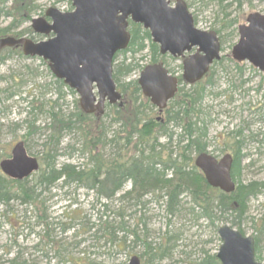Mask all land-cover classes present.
I'll return each instance as SVG.
<instances>
[{"label": "rangeland", "instance_id": "obj_1", "mask_svg": "<svg viewBox=\"0 0 264 264\" xmlns=\"http://www.w3.org/2000/svg\"><path fill=\"white\" fill-rule=\"evenodd\" d=\"M168 1L173 5L176 0ZM182 1L193 17L194 27L200 31L216 32L226 27L228 21H235L231 28L221 30L218 35L221 41L220 60L200 82L205 85L206 81H210L205 85L199 119L206 128V152L214 157L220 159L225 154H232L229 146L235 143L236 138L243 142L239 180L243 184H262L259 194L250 198L241 225V232L253 237L255 224L264 218V73L248 63L234 62L230 52L238 41L237 27L244 24L251 13L264 14V1L250 0V3L245 2L241 6L231 4L225 10L219 9L216 0ZM33 6L29 20L7 36H14L17 31L21 33L19 37L23 35L33 42L41 40L31 34L30 20L43 16L47 9L60 12L72 10L70 0H34ZM10 21V18L0 16V31L7 28ZM12 52L9 55L2 53L3 61L0 62V161L9 158L12 148L19 142L24 143L29 157L40 161L42 143L50 131L49 113H58L65 119L69 118L71 123H77L80 112L78 95L55 84L56 79L46 62L23 57L20 49ZM122 58L119 56L115 60L113 68ZM124 58L126 63L131 61L138 67L126 77L119 76L117 86L136 81L141 69L152 64L147 50L135 54L133 59L129 54ZM161 60L171 74L180 79L182 62L168 56ZM190 87L182 81L179 85L182 93L188 92ZM58 92L63 96L62 100H57ZM31 101L33 108L28 116L26 102ZM104 111L100 123L106 129V140L116 134L125 137V134H120L119 125L111 123L112 112L108 113V106ZM146 114L154 120L159 116L153 108ZM160 118L164 119V112ZM170 130L174 133L172 148H175L181 130ZM237 132L239 136L235 137ZM82 143V136L75 129L63 132L57 150V164L87 165L86 157L89 155L79 151ZM159 143L164 144L165 141L160 139ZM117 147H99V152L108 158L113 153L115 157L125 156L123 159L133 154V151L127 153L122 150L120 145ZM196 156L193 153L192 160ZM129 190L130 184H125L111 200H105L99 199L94 191L78 189L74 185L63 187L58 183L43 194L46 215L53 223H59L53 224L49 232L51 244L47 243L46 234L36 226L39 214L33 208L16 201L10 203L7 209L0 206V264H9L13 259L25 264H71L72 260H81L84 264H128L133 256L139 259L140 264H199L206 258H215L220 247L217 228L222 224L231 226L232 217L229 214L220 218L213 213L212 220L202 218L201 211L191 204L187 194H183L177 207L170 211L164 204L165 199L159 198L164 191L147 194L133 205L134 201L120 199ZM103 205H106V213ZM36 210L42 212L41 206ZM121 210L125 215V228L131 231V234L124 231L116 234L118 240H125L124 244L97 242L91 235L93 230L86 232L91 225H97L99 217L104 214L107 221L116 227ZM61 225L66 228L65 231H61ZM146 244L150 245L152 253L164 250L165 254L149 261L145 255ZM255 259L264 263V237L260 239Z\"/></svg>", "mask_w": 264, "mask_h": 264}, {"label": "trees", "instance_id": "obj_2", "mask_svg": "<svg viewBox=\"0 0 264 264\" xmlns=\"http://www.w3.org/2000/svg\"><path fill=\"white\" fill-rule=\"evenodd\" d=\"M216 1L220 10H225L231 4L241 6L242 3H250V0ZM228 1L230 3H227ZM33 3L34 0H0V16L11 20L9 26L0 31V37L15 32L18 25L29 20V15L34 8ZM234 22V20L228 21L226 27H222L221 30L231 28ZM221 30H217L216 33L220 35ZM129 33L131 38L127 49L117 53L113 59L114 63L119 56H123L118 65L113 68L115 83L119 76L126 77L134 68L138 67V65H133L131 61L126 63L124 58L126 54H129L130 59H133L135 54L147 50L151 56V63H155L160 58L157 46L151 43L147 31H143L139 25L129 23ZM19 35L21 33H17V36ZM10 53L14 52L7 51V55ZM1 61H3L2 56H0ZM206 82L205 85L210 83L209 80ZM55 84L59 88H66L61 81L56 80ZM205 85L198 83L190 87L188 92L183 93L179 89L175 98L164 111L162 122H156L146 114V111L151 112L152 107L141 96L136 81L117 86L122 95L123 105L121 107L108 106V110H110L108 113L112 112L111 123L118 124L120 134H125V137L116 134L110 140H106V129L104 124L100 123L103 115H85L80 111L78 122L71 123L69 118L65 119L58 113L50 112L51 123L49 126L52 131L50 140L54 141L53 146L58 144L63 132L75 129L84 141L81 145L83 151L89 155L87 165L76 167L66 164L57 167L54 160L55 151L46 149L43 158L40 160L42 168L33 176L32 185L29 186L27 182L19 183L18 189L14 193H11V190L1 191L0 185V200L6 202L15 200L20 205L30 206L35 212L37 211L36 213L39 215L36 216V226L39 227L42 233L46 234L48 244L52 243L49 240L52 225H58L59 223H53L46 215L47 207H45V203L41 204L42 212H40L36 210L39 205L34 201L37 197V191L52 188L57 182L64 185L68 183L75 184L77 188L94 191L98 197L111 200L115 194L122 190L125 183L130 181V190L120 197L121 200L134 201L133 205H135L147 194L164 191V194L162 193L159 198L161 200L165 199L164 204L170 211L177 207L181 195L187 194L191 204L201 211L200 216L202 218L212 220L213 213L216 216L219 215L220 218L229 214L232 217L231 227L241 232L247 204L250 198L259 194L262 184L257 182L243 184L239 180L241 159L243 158L241 154L243 142L237 138L236 141L234 140L235 143L229 146L233 159L231 177L236 183L233 193L226 195L208 187L202 175L193 166L191 155L206 152L204 141L207 136L206 128L205 124L199 119L201 114L199 107L204 99ZM179 92L182 94H179ZM70 93L72 92L70 91ZM62 98L63 96L58 92L57 100H62ZM31 108H33L32 101L28 102L26 106L28 116H30ZM169 128L181 130L177 135L175 148H172L174 133ZM234 135L235 137L239 136V132L234 133ZM160 139L166 140L165 143L160 144ZM185 141L186 143H184ZM117 145H120V148L126 150L127 153L133 151V154L129 158L123 159L125 156L115 157L113 153L108 158L99 152V147L113 146L117 149ZM46 146L44 147L46 148ZM224 146L227 147V143H224ZM103 208L106 213V205H103ZM124 216L121 210L118 214L120 221L114 227V223L108 222L104 214L99 217L98 224L91 225L93 228L90 226L86 229V232L90 233L93 230L91 235L97 242L102 240L104 244L109 245L124 244V239L118 240L116 238V234L121 231L131 234V231L125 228ZM101 218H105V220L103 221ZM217 219L219 218L217 217ZM62 230L64 231L65 228L63 227ZM135 237L138 240L136 235ZM261 237H264V218L260 219L254 226L253 238L256 252L259 250ZM145 248V255L148 256L149 261L161 258L165 254L164 250L159 251V253H156V251L152 253L153 250L148 244L145 245ZM16 260H11L9 264H25L24 261L18 263ZM71 264L84 263L81 260H72ZM199 264L219 263L214 257H210Z\"/></svg>", "mask_w": 264, "mask_h": 264}, {"label": "water", "instance_id": "obj_3", "mask_svg": "<svg viewBox=\"0 0 264 264\" xmlns=\"http://www.w3.org/2000/svg\"><path fill=\"white\" fill-rule=\"evenodd\" d=\"M73 12L48 9L44 18L31 21V29L41 36L52 35L34 43L28 39H0V51L21 46L24 57H36L48 63L55 79L79 96L78 105L84 114L102 115L104 104L120 100L112 78L114 55L129 43L128 21L141 25L159 47L160 55L183 57L196 48V54L182 62V80L192 85L200 81L210 65L219 60V42L214 32L194 28L192 16L183 1L170 7L167 0H70ZM246 24L238 27L239 39L232 47L231 58L247 62L264 73V14L247 15ZM201 54V55H200ZM137 85L144 98L161 112L177 91V79L170 76L162 63L146 66ZM232 159L219 160L202 153L194 166L207 185L228 194L234 191ZM1 170L10 178L22 179L38 169L34 158L27 156L23 143H17L11 158L0 162ZM221 241L216 258L220 264H262L254 260V242L227 225L217 230ZM128 264H140L132 257Z\"/></svg>", "mask_w": 264, "mask_h": 264}, {"label": "bare ground", "instance_id": "obj_4", "mask_svg": "<svg viewBox=\"0 0 264 264\" xmlns=\"http://www.w3.org/2000/svg\"><path fill=\"white\" fill-rule=\"evenodd\" d=\"M45 14V13H44ZM44 14H43V16H44ZM43 16H41V17H37V18H42ZM37 18H34V19H37ZM33 20V19H32ZM32 20H30V30H31V34H33V37H37V38H39V39H41V40H38V41H35L34 43H37V42H40V41H45L46 40V38L45 37H43V36H41V35H38V34H35L33 31H32V29H31V21ZM16 34H17V31H16ZM14 35V36H5L6 38L7 37H10V38H14V39H16L18 36L17 35ZM21 39H27L26 37H24L23 35H22V37H21ZM12 51V49H11V47L10 48H5V49H2V52L3 53H6L7 51ZM158 51V50H157ZM158 55L160 56V54H159V51H158ZM23 56V55H22ZM24 57V56H23ZM25 58H28V57H25ZM58 97V96H57ZM52 134V131L50 130L49 131V134L46 136V138H45V140H44V142L42 143V156H41V158H40V160L43 158V153H44V151H46V149H53L54 151H55V154H54V160H55V164H56V166L57 167H60L61 165H66V164H61V165H59V164H57V161H56V158H57V150H58V146H59V143H60V139H61V137L59 138V142H58V144H56V145H54L53 146V144H54V141L51 139L50 140V135ZM166 141V140H165ZM184 143H186V141L184 142ZM24 144V143H23ZM45 145H47L46 146V148L44 147ZM25 146V145H24ZM181 147V146H180ZM53 151V152H54ZM80 152H82L83 154H86L87 152H84L83 151V149H82V146H81V149L79 150ZM88 154V153H87ZM35 159V158H34ZM36 160V162L39 164V167H38V169L35 171V172H33V173H31L30 175H28V176H26V177H24V178H22V179H13V178H10L9 176H7L2 170H1V168H0V182H1V191H3V190H5L6 192L7 191H9V190H11V193H14V192H16L17 191V189H18V184L19 183H23V182H27V184H29V186L30 185H32V183L30 182V179H32L33 178V176L35 175V174H37L40 170H41V168L42 167H40L41 165H40V161H38L37 159H35ZM86 160H87V162H88V156L86 157ZM67 165H72V164H68L67 163ZM72 166H76V167H80L79 165H72ZM193 166H194V160H193ZM200 173V172H199ZM201 174V173H200ZM204 179V178H203ZM204 181H205V179H204ZM232 182L234 183V185L236 186V183L232 180ZM58 183H61V182H57L56 184H55V186L58 184ZM130 184V181H127L125 184ZM205 183H206V181H205ZM62 184V183H61ZM207 184V183H206ZM63 185V187H67V186H69V185H74L75 186V184H67V185H64V184H62ZM54 186V187H55ZM125 186V185H124ZM208 186V185H207ZM54 187H52V188H54ZM209 187V186H208ZM77 188V187H76ZM51 188H48V189H46V190H39V191H37V193H36V195H37V197H36V199H35V201H34V203H36V204H38L39 206H41V204L43 203H45L46 202V200L44 199L45 197H43V194L45 193V192H48L49 190H50ZM78 189H83V188H78ZM85 190V189H84ZM87 191V190H86ZM97 196V195H96ZM182 196V195H181ZM98 197V196H97ZM99 199H104V198H102V197H99ZM180 199V198H179ZM105 200H107V199H105ZM12 202H15V200H11V201H8V202H6V201H4V200H0V206H4L6 209H7V207L9 206V204L10 203H12ZM17 202V201H16ZM19 203V202H18ZM23 206H25V205H23ZM27 208H31L30 206H26ZM63 225H61V231H63L62 229H63ZM65 228V227H64ZM65 230H66V228H65ZM64 230V231H65ZM149 247H150V245H149ZM151 248V247H150ZM133 257H136V256H133ZM132 258V257H131ZM130 258V259H131ZM137 258V257H136ZM130 259H129V261H130ZM138 259V258H137ZM139 260V259H138ZM129 261H128V263H129ZM10 262V261H9ZM139 263H140V261H139Z\"/></svg>", "mask_w": 264, "mask_h": 264}, {"label": "flooded vegetation", "instance_id": "obj_5", "mask_svg": "<svg viewBox=\"0 0 264 264\" xmlns=\"http://www.w3.org/2000/svg\"><path fill=\"white\" fill-rule=\"evenodd\" d=\"M1 56V55H0Z\"/></svg>", "mask_w": 264, "mask_h": 264}]
</instances>
